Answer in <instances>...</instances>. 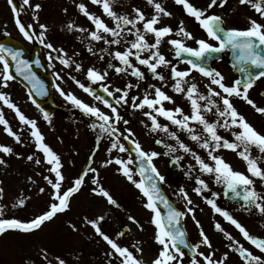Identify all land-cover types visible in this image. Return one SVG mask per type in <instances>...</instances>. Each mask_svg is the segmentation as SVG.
Segmentation results:
<instances>
[{"label": "snow or ice", "instance_id": "snow-or-ice-1", "mask_svg": "<svg viewBox=\"0 0 264 264\" xmlns=\"http://www.w3.org/2000/svg\"><path fill=\"white\" fill-rule=\"evenodd\" d=\"M174 2L182 6L187 16L194 18L206 33L208 39L197 38L191 31L187 30L183 20L179 21L175 29L170 25L162 24L163 17H171L172 13L159 0H146V3L153 9L150 16H146L145 12L139 7H133L132 14H120L114 10L115 0H91L92 4L99 5L102 8L103 14L113 21L114 27L109 26L101 16L89 12L84 3H78L76 7L92 23L94 28H83L77 26L74 22H69L66 27L69 31L87 32L90 41H103L109 47L121 45L122 41L126 42L128 47L123 51L109 52L108 48L100 49L101 52L108 53L119 62L118 65L109 63L108 68L114 69L116 73L127 74L130 71V74L140 81L145 79V72L139 66H145L154 78L163 82V86H168V79H171L173 83L170 86L173 91L177 94H183L190 103L189 113H186L179 106L174 108L165 107V102L175 104V101L172 96L163 90V87H157L156 85H150L149 87L153 89V92L151 94L145 92L141 99L137 96L129 97V91L134 87H139L138 83L135 85L129 83L125 88H116L114 91H111L107 84L101 83L100 87L103 92L107 93L108 97L113 98V103L94 92L91 87L76 80L75 77H70L85 93L93 96L95 100L100 101L110 109L111 115L95 105H89L72 92H65L60 84H55L54 87L75 108L99 121L98 124L93 123L91 125L93 129L98 127L102 133L109 136L119 132L117 125L122 121L124 124L128 123L120 115L117 105L128 104L131 100L133 109H149V111L144 112V115L151 122V130L153 132L163 131L176 142L173 145L165 144L163 140H156L157 144H162L167 149L163 155L172 156V162L175 164H179L184 159L182 155H174L178 150H182L183 153L192 157L195 164L189 163L186 166L187 171L185 173L191 178L192 172L198 168L199 174L195 177L196 187L192 191L201 196L215 214L220 215L224 220L235 226L243 238L259 250L260 255L254 254L253 251L237 241L217 221L214 227L229 241L227 245L229 250L238 254L242 264H264V238L250 234L247 228L229 210L219 205L217 201L221 193L211 192L206 180L201 178L202 175L209 176L217 185L223 186L224 197H229L231 194L233 200L242 202L241 207L245 210L250 211L252 207H255L260 214L264 215V193L258 192L255 187L256 179L264 183V167L261 166L264 164V133L258 131L233 103L234 99L243 100L257 113L264 115V106H258L249 95L256 82L264 79V0H238L240 5L250 6L260 17V19L249 17L248 26L245 28H225L223 18L219 14L210 12L214 7L223 8L228 0H209L205 8L196 6L191 0H174ZM7 3L11 6L15 24L25 39L28 41L38 39L39 43L43 44L45 48L51 49L53 52L63 53V55L55 57L62 65L69 68L74 66L77 72L82 70V65L68 57L63 49L54 48L50 42L45 43L48 31L46 24H39L41 31L37 34L32 24L25 25L21 21L20 9H18L14 0H7ZM23 5L33 9V20L38 23V14L42 5L40 3L32 4L31 0H23ZM64 11L66 12L67 9H64ZM126 35L132 36L133 39L126 41ZM149 37H151V42ZM189 40L193 41L196 46L193 47L187 44L186 41ZM210 40L216 43L213 44L209 42ZM164 43L170 45L175 57L181 59V62L188 65V67L180 69L171 60L167 59L160 50L161 45ZM87 50L90 53L93 52L90 45ZM225 51H230L233 54L236 61L233 67L237 68L240 73V76L232 80L231 83L226 82L227 78L221 71L207 65V60L211 57V54L224 53ZM144 53H147V56ZM184 54H187V57ZM103 58V55H101L100 59ZM48 59L50 61L53 59L51 53ZM35 63L39 64L40 61L37 59ZM13 65L15 73L22 76L32 86V90L37 95L46 94L42 83L31 70V63L23 58V51L3 43H0V66H2L0 67V88H7L9 82L16 79V75L13 74ZM160 68L170 69L168 78L158 71ZM193 72L199 73L207 79L206 94L194 82ZM56 76L58 80L63 79L58 73ZM107 76V71L101 72L95 68H88L86 71V78L93 83L103 82L107 79ZM115 93H120V95L117 97ZM29 99L37 108H40V105L32 98V91H29ZM0 102L12 109L22 124L30 126V135L35 139L37 150L43 153L44 161L51 166L49 171L55 174L54 180L45 177L54 190L52 194L54 202L49 205L48 210L30 221L2 218L4 209L3 206H0V236L10 230L32 232L41 228L46 221L52 220L58 213L67 210L71 198L74 194L80 192L89 173L92 174L91 183L95 185L91 191L106 198L109 204L120 207L117 200L101 184L99 172L95 167L85 168L73 180L72 185L63 190L62 183L65 176L62 173L61 158L45 143L44 136L37 127V122L26 117L12 101L10 94L0 91ZM40 110L43 112V109ZM209 113L215 119H209ZM159 117H163L171 125L186 132L190 140L204 150L207 159L181 140L177 132L170 131L169 124H161ZM43 118L49 123L51 122L47 112H43ZM0 125H3L4 131L13 137L17 143L21 142L20 135L13 131L9 121L5 119L2 108H0ZM220 129L229 132L232 139L221 135ZM127 131L130 136L134 135L130 129ZM120 139V136L113 139L111 147L108 149L109 153L113 149H118L120 152L129 151L120 142ZM132 143L136 157L139 160V165L135 171L130 167L134 163L131 155L126 160L120 157H110L102 163L101 167H107L113 163L118 165L117 171L135 185L145 198L144 207L152 213L149 223L155 227L153 239L160 246L156 257L151 260L150 264H184L185 249L190 250L192 253L189 264H227L229 260L228 252H224L221 258H214L215 250H212V242L205 233L200 221L196 218V206L185 188L181 186L176 193L185 201L184 210L175 207L163 192L161 185L166 182V178L154 163V160L161 153L154 150L145 151L137 140H132ZM253 148L260 155H253ZM221 150L235 152L245 162L248 174L235 170L220 154ZM0 153L13 154V148L0 144ZM27 159L31 161L34 157L29 155ZM92 159L93 157L90 156L89 160ZM5 163V160L0 157V165ZM35 163L40 164L41 160L35 159ZM137 175L139 179L135 178ZM29 179L31 180V177ZM40 191L43 192L44 189L41 188ZM206 192L211 193V195L206 196ZM2 193L3 189L0 188V198H2ZM18 204L23 206L25 200L20 199ZM158 205H163L166 211L162 212L161 207ZM189 215L198 228L201 238L196 244L190 243L187 238V231L182 225V221ZM128 219L143 230V225L135 217L130 215ZM103 220L104 216L96 219L85 218V223L91 225L95 233L110 246L111 251L107 253L109 257L108 264H114L117 260L119 264H145V261L136 255V253L143 252L140 242L137 241L136 244L131 246H122L117 240L102 231L100 222ZM72 227L75 230V225H72ZM119 235L123 236L124 233L121 232ZM202 245L212 251L205 254V252L200 251ZM43 255L44 259L47 260L46 251ZM198 257H201L202 260ZM47 264H53V262L47 260ZM56 264H66V262L64 259L57 257Z\"/></svg>", "mask_w": 264, "mask_h": 264}, {"label": "rangeland", "instance_id": "rangeland-1", "mask_svg": "<svg viewBox=\"0 0 264 264\" xmlns=\"http://www.w3.org/2000/svg\"><path fill=\"white\" fill-rule=\"evenodd\" d=\"M18 1L21 4V21H24L27 25L32 24L37 34L41 31L39 24H46L48 31L45 43L50 42L54 48L63 49L68 57L82 65V70L77 72L74 66L69 68L62 65L55 57L63 55V53L53 52L51 49L45 48L43 44L39 43L38 39L33 41L25 39L15 24L14 15L7 0H0V37L9 35L17 38L24 43L27 49L37 43L41 47L42 55L50 67L55 84H60L65 92H72L89 105H95L111 115L110 109L105 107L100 101L95 100L93 96L85 93L70 78L75 77L76 80L86 85L88 82L86 78L87 69L95 68L101 72L107 71V79L97 83L99 85L101 83L107 84L111 91L116 88L123 89L129 83L137 84L129 75L116 74L112 76L115 70L108 68V64L111 63L109 60L111 55L108 53H100V55H103V59H100V56L95 58L92 56L91 59H87L77 55L79 43H95V41L88 39L87 32L69 31L66 26L69 22H74L77 26L93 29L92 23L86 20L76 7V4L84 3L87 8L89 7L88 10L92 11L91 5L88 6L84 0H75V2L74 0H34L35 3L42 5L38 14L39 22L37 23L33 20V9L23 5V0ZM194 1L197 2V0H191V2ZM159 2L172 13L171 17H163L162 24L173 27V18L175 10H177V8L175 9L174 0H159ZM122 6H127L131 14L133 7H139L145 12L146 16H150L153 12L150 9L151 6L140 1L139 3L134 2L126 5L115 4V10H121ZM64 9H67V11L65 12ZM104 20L106 23L112 22L109 18H104ZM132 39L133 37L131 36L130 40ZM149 40L151 42V37H149ZM160 50L164 55L168 54L167 57H169L168 45L165 46L163 44ZM50 53L53 56L51 61L48 59ZM222 69L227 78L226 82L231 83L234 79H230L232 73L229 66L224 63ZM57 73L63 77L62 80L57 79ZM189 79L191 80L192 78ZM194 82L206 94L205 85L208 81L197 78L194 79ZM172 83L168 84L169 88H172L170 86ZM138 84L139 87H134L129 91L131 93L129 97L137 96L142 99L145 92L149 94L153 92V89L149 87L150 85L162 87V83L152 77ZM261 90H264V79L257 82L249 93L250 98L258 106H264V95L260 94ZM0 91L10 94L12 101L26 117L37 122V127L44 136L45 143L60 156L63 164L62 173L65 176V180L62 183L63 190L71 186L73 180L85 168L89 166L95 167L99 172L101 184L120 205V207L111 205L106 198L91 191L95 185L91 183L92 174L89 173L80 192L74 194L71 198L70 206L67 210L58 213L52 220L46 221L41 228L32 232L10 230L0 236V264H47V260H51L53 264H56L57 257L64 259L66 264H108L109 257L107 253L111 251L110 246L95 233L91 225L85 223V218L96 219L100 216H104V220L100 222L102 231L117 240L122 246H131L139 241L143 252L136 253V255L142 258L145 264H150L151 260L156 257L160 246L153 239L155 227L149 223L152 213L144 207L145 198L135 185L117 171L118 165L113 163L107 167H101L102 163L110 157H120L126 160L129 156L127 152H120L118 149H113L111 153L108 152L116 136L125 137L131 141L137 140L146 151H162V149L154 146V139L163 140L165 144L175 145V140L170 139L163 131L153 132L151 130V122L144 115V112L149 111V109H133L131 100H129V103L125 104L126 112L123 115V119L127 120L128 123L124 124L122 121L117 125L119 128L118 133L113 136L102 132L99 134L93 132L92 134L87 129L89 124L86 123L89 122V119L93 123H99V121L75 108L60 95L54 86L52 93L58 105V110L49 115L50 123L43 118V113L30 101L26 91L16 81H10L9 86L0 88ZM116 94L115 96H117ZM176 98V100L174 99L175 106H179L186 113H189L188 101L184 95L178 94ZM233 103L246 119L248 117L256 118L259 125L258 130L264 133V115L257 113L243 100L234 99ZM0 108L3 109L5 119L9 121L13 131L17 132L21 137V142L17 143L13 137L4 131L3 125H0V144L13 148V154L0 153V157L6 162L0 165V188L3 189L0 206H3L4 209L2 218H16L27 222L40 212L48 210L49 205L54 202L52 198L54 190L45 177L54 180L55 174L49 171L51 166L44 161L43 153L37 150L35 139L30 135V126L22 124L15 112L2 102H0ZM160 122L164 124L163 121L160 120ZM129 129L134 135H129L127 131ZM221 130L224 133V130ZM185 136H187V133H185ZM185 136L182 138L183 141ZM226 137L232 139L229 132H227ZM220 154L224 156L233 168L236 165L245 167L243 160L235 152L221 150ZM29 155H32L34 159L28 160L27 157ZM255 155H260V153L256 150ZM90 156L93 157L91 161L89 160ZM35 159H40L41 163L36 164ZM237 162L239 164H236ZM154 163L166 178V182L161 185L164 192L173 201L176 200L178 205L184 207L185 201L176 195L181 186L188 191V181L179 178V173L183 170V162H180L176 171H171L168 168L166 159L158 158L154 160ZM261 166L264 167V164ZM130 167L135 171L133 165H130ZM29 177H31V180ZM135 178L139 179L138 175ZM41 188L44 189L43 192L40 191ZM20 199L25 200L23 206L18 204ZM130 215L143 225V230L128 219ZM121 224L129 226L132 233L130 238L121 239L118 237V229ZM72 225H75V230ZM45 251L47 260L44 259L43 255ZM114 264H119V261H115Z\"/></svg>", "mask_w": 264, "mask_h": 264}, {"label": "flooded vegetation", "instance_id": "flooded-vegetation-1", "mask_svg": "<svg viewBox=\"0 0 264 264\" xmlns=\"http://www.w3.org/2000/svg\"><path fill=\"white\" fill-rule=\"evenodd\" d=\"M87 5H91V7L93 8L92 11H89L91 13H94L98 16H101L102 19H106L108 18L107 16H105L103 14V10L99 5H94L91 3V0H84ZM143 2L146 3V0H115V4H131L134 2ZM172 2V1H171ZM32 4H35L34 0H31ZM175 3V2H174ZM193 4H195L198 7L201 8H205L207 6V4L209 3V0H197V2H192ZM115 4H114V10H115ZM177 5V4H176ZM175 5V9L177 8V10H175V15H174V22H173V28L175 29L178 26L179 21L183 20L184 21V25L185 27H187V30L191 31L197 38H205L208 39L206 36V33L203 31V29L200 28L199 24L194 20V18L189 17L185 14L182 6L180 5ZM179 6V7H178ZM89 8V7H88ZM151 10L152 7L150 8ZM120 14H131L130 10L128 9L127 6H122L121 10L117 11ZM210 12L215 13V14H219L224 21V27L225 28H233V27H238V28H245L248 26V18H255V19H260L259 15L250 7V6H245V5H240L238 3V0H228V3L223 7H214L213 9L210 10ZM109 20H111L109 18ZM109 26H115L113 21L108 23ZM127 27H131V26H127ZM130 37L131 36H125V40L126 41H130ZM175 38V37H173ZM187 44H189L190 46L195 47L196 45L193 43V41H186ZM213 44H215V41H209ZM166 44V43H164ZM91 46L93 48V52L90 53L87 48L88 46ZM163 45V44H162ZM161 45V47H162ZM126 47H128V44L124 41H122L121 45H113L111 47H109L108 45L104 44L103 41H100V43H97L95 41V43H81L78 45V51L80 52V56L81 57H85L87 59H91V56L93 55V57H97V56H101L100 53H104L101 52L100 49L102 48H108L109 52H114L115 50H125ZM172 49V48H171ZM94 53V54H93ZM145 56H147V53H144ZM226 55H227V51H225L224 53L220 54L219 59H212L209 60V62H207V65L212 67V68H216L217 70L221 71L223 74V69H222V65L224 63L227 64V59H226ZM105 56V55H104ZM167 59L171 60L173 64H175L178 68L180 69H184L186 67H188V65H186L185 63L181 62V59H177L173 56V54H170L169 57H167L168 55H165ZM110 62L114 65H118V61H116L115 59L111 58L109 59ZM134 63H136L135 61H133ZM139 66V65H138ZM141 67V70L145 72V79L143 80H136V83H141L142 81L148 79V78H154V76L152 75L151 72H149L145 66H139ZM159 72H161V74H163L166 78L169 77V72L170 69L168 68H160L158 69ZM115 74L119 75L121 74L122 76L125 75H130V71L129 73L125 74V73H116L114 71ZM192 77H194V79H204L207 80L206 78L202 77L199 73H192ZM191 78V77H190ZM156 79V78H154ZM230 79H235V75L232 73V75L230 76ZM158 80V79H156ZM159 81V80H158ZM90 82V81H88ZM87 82V83H88ZM161 82V81H160ZM173 81L171 79H168V84L172 83ZM259 82V81H257ZM256 82V83H257ZM162 83V87L163 90L170 96L173 97V99H177L176 96H178L177 93L172 91V88H169L168 86H163V82ZM98 86L97 83H93V87ZM202 91V90H201ZM204 92V91H202ZM116 94V93H115ZM117 97L120 95V93L116 94ZM131 95V93L129 92V96ZM189 105V112H190V103L188 102ZM165 107L167 108H174L176 107L175 104L172 103H168L165 102ZM118 111L120 113V115L123 117L124 113L126 112L125 109V104H121V105H117ZM208 118L209 119H215V117L212 114H208ZM158 119H160L161 121H163L164 124H169V122L167 120H165L163 117H159ZM257 130L258 128V124H257V120L254 117H251L247 119ZM169 129H173L174 131L179 130L176 126L169 124ZM197 130H199V128H197ZM181 131V130H179ZM259 131V130H258ZM220 133L221 135L226 136L227 132L224 130L223 131L220 129ZM123 139V138H122ZM124 140V139H123ZM185 143H187L190 147H192L195 151L199 152V154L203 157H205L207 159L206 153L204 152L203 149H200L195 142L191 141V140H184ZM165 143V142H164ZM158 148L162 149V151L160 152L161 155L158 158L161 159H173L172 156H165L163 155V153L165 151H167V149L161 144L160 146H158ZM256 154V149L253 148V155ZM174 155H182L184 157V159L181 161L184 163V167L182 172L180 173V178L182 179H189L190 183H192V187H188V194L191 197V199L193 200L194 205L196 206V218L200 221L201 226L204 228L205 233L209 236L212 245H213V249L215 250V257L214 258H221L222 254L224 252H228L229 253V260L227 262V264H242V261L240 259V257L238 256V254L236 252H232L229 250V248L227 247L229 241L224 237V235L222 233H220L219 231H217L214 227L215 222H220L221 225L226 229L227 232L231 233V235L240 243H242L246 248H249L251 251H253L254 254L260 255V252L258 249H256L253 245H251L248 241H246L242 234L239 232L238 229L235 228V226L231 225L229 222H227L226 220L223 219V217H221L218 214H215L211 207L205 202V200L201 197L196 195L195 192L192 191V189L194 187H196L195 184V177L199 174L198 173V168L197 170L193 171L191 174V178L188 175H185L186 171H187V165L189 163L195 164V161L192 159V157L188 154H185L182 152V150H178V152ZM238 159V158H236ZM236 162V161H234ZM236 164H239V162H237ZM243 164L245 165V167H240V166H235V170H239L241 172H244L245 174L247 173V166L245 164V162L243 161ZM201 178L205 179L206 182L209 185V188L211 189V192H218L221 193L220 197L218 198V204L221 205L222 207H224L225 209L229 210L230 213L236 218L238 219L241 224H243L247 230L250 232V234L254 235V236H258L261 238H264V215L260 214L258 212L257 209H255V207H252L250 211L245 210L243 207H241V203L238 200H230L227 197H224L223 195V186L222 185H217L214 180L212 178H210L207 175H202ZM259 179H256V190L258 192L263 191L264 190V185L262 186V188H260L259 184ZM206 196H210L211 193L206 192L205 193ZM180 206V205H179ZM181 210H184V207L180 206ZM183 224L186 228L187 234H188V239L190 241V243L192 244H196L200 241V235H199V230L196 227L194 221L191 219V216H187L184 220H183ZM210 249H208L206 246H201L200 251L205 252V254H207L209 251H212ZM190 256H188L185 253V257H184V264H189L190 262ZM198 259H201V257H198Z\"/></svg>", "mask_w": 264, "mask_h": 264}, {"label": "water", "instance_id": "water-1", "mask_svg": "<svg viewBox=\"0 0 264 264\" xmlns=\"http://www.w3.org/2000/svg\"><path fill=\"white\" fill-rule=\"evenodd\" d=\"M14 2L16 3V1L14 0ZM17 5V3H16ZM17 7L19 8V6L17 5ZM0 43H3L5 45H8V46H11V47H14V48H19L23 51V58L27 61H29V63H31L32 65V72L35 73L36 77L39 79V81L42 83L43 85V89L46 90V94L44 95H37L36 92L34 90H32V86L23 79L22 76H19L18 74L15 73V70H14V65H13V74L16 75V81L19 82L22 86L25 87V89L28 91V94H29V91H32V98L36 100V102L40 105V109H43L44 112H49L51 110H53L55 108V105L52 101V98H51V91H50V88L53 84V81L48 73V69L47 67L45 66V64L43 63V60L41 58V55H40V51H39V48L37 46H34L31 50V52H27L25 50V48L23 47V45L6 36L4 38H1L0 39ZM185 57H187V54H184ZM39 60L40 63L39 64H36L35 61L36 60ZM230 61H231V64L232 66L236 63L235 61V58L233 56V54L231 53V56H230ZM233 69L239 73V71L237 70V68H234ZM240 75V73H239ZM94 92H96L97 94L103 96L104 98L108 99L110 102H112V99L111 97H108L107 93L103 92L102 89H96L94 90ZM127 148L129 150V152L135 157V159L133 160L134 161V164L136 167H138L139 165V160L138 158L136 157V153L134 151V148L128 143L127 145ZM170 166L171 168H174L175 165L170 163ZM159 207H161L162 209V212H165L166 210L163 208V205H158ZM124 233L123 237L124 236H128V229L127 227H123V230L121 231ZM120 232V233H121Z\"/></svg>", "mask_w": 264, "mask_h": 264}]
</instances>
